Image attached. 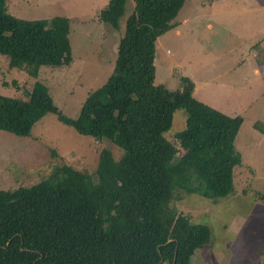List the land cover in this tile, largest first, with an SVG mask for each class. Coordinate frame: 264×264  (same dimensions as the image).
Listing matches in <instances>:
<instances>
[{
  "label": "trees",
  "instance_id": "obj_1",
  "mask_svg": "<svg viewBox=\"0 0 264 264\" xmlns=\"http://www.w3.org/2000/svg\"><path fill=\"white\" fill-rule=\"evenodd\" d=\"M185 1L133 0L111 75L70 119L37 80L41 67L70 65V20L17 19L0 0V56L32 82L22 98L0 96V132L30 138L35 124L53 115L122 151L114 160L102 149L93 175L54 165L35 184L0 190V264H191L209 244V228L191 224L172 205L182 196L216 202L232 193L242 118L195 100L186 77L177 91L155 84L156 42L177 27ZM125 2L109 0L98 21L116 30ZM177 110L186 117L171 142Z\"/></svg>",
  "mask_w": 264,
  "mask_h": 264
},
{
  "label": "rangeland",
  "instance_id": "obj_2",
  "mask_svg": "<svg viewBox=\"0 0 264 264\" xmlns=\"http://www.w3.org/2000/svg\"><path fill=\"white\" fill-rule=\"evenodd\" d=\"M108 1L7 0L8 13L17 19L70 20V65L41 67L37 78L67 118H77L87 95L112 73L134 2L126 0L115 30L98 21L97 12ZM176 21L177 27L156 42L155 84L177 91L186 77L195 85V100L242 118L233 143L242 162L233 169L232 193L216 202L196 195L173 202L177 214L210 230L209 244L195 252L191 264H264V0H186ZM28 77L9 69L0 56V96L22 98L32 83ZM185 117L183 110L175 111L169 141ZM31 134L0 132V190L35 184L54 165L93 175L102 149L114 160L122 155L111 142L77 134L53 115L35 124Z\"/></svg>",
  "mask_w": 264,
  "mask_h": 264
},
{
  "label": "water",
  "instance_id": "obj_3",
  "mask_svg": "<svg viewBox=\"0 0 264 264\" xmlns=\"http://www.w3.org/2000/svg\"><path fill=\"white\" fill-rule=\"evenodd\" d=\"M168 243H169V242H168ZM168 243H167V244H168ZM20 250H21V249H20ZM21 251H22V250H21ZM173 262H175V258H174V261H173Z\"/></svg>",
  "mask_w": 264,
  "mask_h": 264
}]
</instances>
